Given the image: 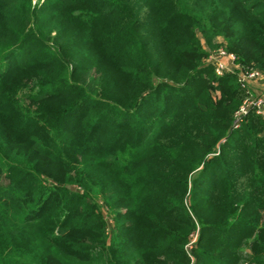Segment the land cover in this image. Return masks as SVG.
Segmentation results:
<instances>
[{
    "label": "trees",
    "instance_id": "1",
    "mask_svg": "<svg viewBox=\"0 0 264 264\" xmlns=\"http://www.w3.org/2000/svg\"><path fill=\"white\" fill-rule=\"evenodd\" d=\"M221 46L264 73V0H0V264H264Z\"/></svg>",
    "mask_w": 264,
    "mask_h": 264
},
{
    "label": "built area",
    "instance_id": "2",
    "mask_svg": "<svg viewBox=\"0 0 264 264\" xmlns=\"http://www.w3.org/2000/svg\"><path fill=\"white\" fill-rule=\"evenodd\" d=\"M237 59L232 53L227 52L225 49H221L218 52L210 53L207 64L211 65L217 76L223 77L227 74H235L238 78L240 86L244 89H252V83L258 81L264 77V74L260 70H237ZM236 71V72H235ZM253 110L255 113L264 119V93L254 98L253 96L245 101L239 112L237 113V119L234 124V128L240 126L239 118L243 119L247 113ZM258 112V113H257ZM196 236L192 240L195 243Z\"/></svg>",
    "mask_w": 264,
    "mask_h": 264
},
{
    "label": "rangeland",
    "instance_id": "3",
    "mask_svg": "<svg viewBox=\"0 0 264 264\" xmlns=\"http://www.w3.org/2000/svg\"><path fill=\"white\" fill-rule=\"evenodd\" d=\"M220 43H221V41H220ZM221 49H224L222 46L221 47H218V48H216V49H212V50H209V52L210 53H215V52H218L219 50H221ZM236 59H237V57H236ZM237 62V61H236ZM237 71V70H236ZM235 71V72H236ZM262 72V71H261ZM263 73V72H262ZM264 74V73H263ZM255 82H257L256 83V86L255 87H253L254 85H253V83H252V89L253 90H250V89H248L247 90V92L248 93H250L251 94V97L253 96L254 98H256L257 96H259V95H261V94H263L264 93V77L262 78V79H260V80H258V81H255ZM263 89V91H261ZM261 91V92H260ZM250 97V98H251ZM251 111V110H250ZM249 111V112H250ZM248 112V113H249ZM247 113V114H248ZM258 113V112H257ZM244 118V117H243ZM242 121H243V119L241 118H239V123L241 124L242 123ZM235 124V123H234ZM235 127V126H234ZM107 221L109 222V224H110V227H111V221L107 218ZM195 237H191V239L193 240ZM192 240H191V242L188 244V246H187V249L188 250H191L193 247H195V243L194 242H192Z\"/></svg>",
    "mask_w": 264,
    "mask_h": 264
},
{
    "label": "crops",
    "instance_id": "4",
    "mask_svg": "<svg viewBox=\"0 0 264 264\" xmlns=\"http://www.w3.org/2000/svg\"><path fill=\"white\" fill-rule=\"evenodd\" d=\"M256 83H257V82H254V83H253L254 86H253V85H252V86L255 87V86H256ZM261 91H263V89H262ZM261 91H260V92H261Z\"/></svg>",
    "mask_w": 264,
    "mask_h": 264
}]
</instances>
